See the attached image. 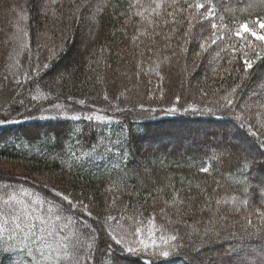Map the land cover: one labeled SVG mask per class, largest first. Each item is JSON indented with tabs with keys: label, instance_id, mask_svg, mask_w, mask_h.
Instances as JSON below:
<instances>
[{
	"label": "trees",
	"instance_id": "trees-1",
	"mask_svg": "<svg viewBox=\"0 0 264 264\" xmlns=\"http://www.w3.org/2000/svg\"><path fill=\"white\" fill-rule=\"evenodd\" d=\"M201 2L212 18L195 0H0V118L16 121L0 125V162L91 212L0 175V249H15L0 264H264V52L235 36L264 20V0ZM179 134L197 140L185 151ZM214 140L239 151L222 158ZM219 163L241 180L225 182ZM110 235L149 247L105 257L121 248Z\"/></svg>",
	"mask_w": 264,
	"mask_h": 264
},
{
	"label": "snow or ice",
	"instance_id": "snow-or-ice-1",
	"mask_svg": "<svg viewBox=\"0 0 264 264\" xmlns=\"http://www.w3.org/2000/svg\"><path fill=\"white\" fill-rule=\"evenodd\" d=\"M189 8L192 9H196V10H200V9H204V12L200 13L201 16H203L204 18H212L214 16V13L212 11V7L211 5H207L205 3H202L201 0H195V3L189 4L188 5ZM211 22V21H210ZM255 25H258L259 29L261 31H257V28L255 26L250 27L248 22H244L242 24H240L238 30L235 32V36L239 37L241 40L244 39V37L246 35L250 36V37H254L255 40L260 41L261 43L258 45V47L260 48L261 52H264V20H257L254 22ZM211 27L213 30H216L219 25L212 23ZM210 40L212 43H216V36H215V31L213 33V36L210 37ZM207 41L204 42V44H206ZM204 44H201V48L203 49ZM53 54H55V52L53 51ZM261 58V53H256V59H260ZM244 65L246 67V69H251L253 67V62L249 59H245L244 60ZM45 68L47 67V64L43 65ZM235 91V89H233V92ZM107 100V96L105 95L104 97ZM179 99V98H177ZM227 99V98H226ZM81 103H83V101H81ZM228 103L231 104V100H228ZM140 110L141 111H153V109H145L143 105H140ZM167 111L169 112H175L176 109L175 107L167 109ZM71 119L74 120H80L81 116L79 115H75L72 116ZM86 119H88L89 121L95 119L97 121H107V122H111V118L107 115H96L95 117L93 116H88L86 117ZM16 121L8 118L7 116H5L4 118H0V125H3L5 123H15ZM250 127V126H249ZM253 135H255V133H253ZM262 135H264V133H262ZM202 171L207 172L208 168L204 167L201 169ZM56 195L60 196L62 198V200L64 202H66L70 207H74L77 208L78 210L83 211L84 213H86L88 216H91V212L88 211V206L84 205L82 203V201H76L73 202L68 195H64L63 193H56ZM217 203H219V201H217ZM108 219H113L112 217H108ZM17 228L20 227V225L16 226ZM32 227H34V225H32L31 227L28 228V230L25 232V237L27 238L29 233L32 231ZM3 231V225H0V232ZM45 230L41 229V232L43 233ZM139 230H137L138 232ZM91 235L94 237L95 233H91ZM172 240H176V236H172L171 237ZM110 240L114 241L116 245H120V251L124 252L126 254L132 255V254H136L139 253L142 250H146L149 245L145 244L143 240H139L137 243L139 246H134L126 241H124L122 238H117V236L115 235H110ZM41 241L44 242L46 244V246L48 248H51V244H47L46 241H44L43 235L41 236ZM152 245H153V251L151 252V255L153 256H162V257H169V251L165 250L164 248H157V246L155 245V241H152ZM64 247L66 248L67 245H64ZM73 250L77 253H79L80 251V246L79 245H73ZM111 244H108V246L105 249V255H108L111 252ZM15 249H13L12 247H7V248H2L0 249V252H3L7 255H10L12 252H14ZM21 251H23V249H21ZM29 256L32 255V251L31 249L28 250L27 253ZM45 253L43 252V250H41V256H44ZM49 255H51V253H49ZM86 260H81L79 255L74 257L75 260V264H88V261L91 260V255L90 254H86ZM113 264H115V262L113 261ZM149 264H151V262H149Z\"/></svg>",
	"mask_w": 264,
	"mask_h": 264
},
{
	"label": "rangeland",
	"instance_id": "rangeland-1",
	"mask_svg": "<svg viewBox=\"0 0 264 264\" xmlns=\"http://www.w3.org/2000/svg\"><path fill=\"white\" fill-rule=\"evenodd\" d=\"M257 31H261L259 29V27H257ZM88 32H89V30H87V32L85 33L86 36L88 35ZM248 39L250 40L249 42H251V43L254 42V43H256V45H259L261 43L260 41L255 40L254 37L248 36ZM21 41H22V36L20 34V36H17V37L14 38L13 43L11 44V46L10 45L7 46V48L9 49V53H13L14 52V53L20 54L21 53V44H22ZM172 130H174V129H172ZM190 135L188 137H184V136H181V134H179V136L180 137H184L185 140L192 139L191 140L192 143H189V144L188 143H185V144H183L185 151H187L189 148H191V146L193 144V140H197V138H195L194 135L193 136H190ZM170 141H171V139H168L167 137L166 138L163 137L161 139V142L164 145L170 144L171 143ZM181 142H182V139H181ZM213 142H215V144H217L218 146H220L219 148L222 150V152H221L222 153L221 154V157L222 158L223 157H226V158L228 157L229 158V156H233V154L236 151H239V150H236V148H234V147H225V146H222V144L218 140L217 141L214 140ZM160 151L163 153L164 152V148L163 149L162 148L154 149L153 151L150 152V154L151 155H154L155 154L157 156V155L160 154L159 153ZM165 151L168 152V153L167 154H164V155H168L166 157L170 158L172 161H177V160H180L181 161V160H184L185 159L184 156L186 155V152H184L182 154H172V153H170L171 151L169 149H165ZM260 157H262V156H259L258 163H260V161H261ZM220 164L221 163H219V165H218V167H219V174L218 175H219L220 178H223V180H225V182H227V183H229L231 185H234V184H236L237 182H239L241 180L238 177V174L237 173L229 174L226 171L227 169H225V167H223ZM0 175L4 176L3 178H5V179H10V180L17 181V182H21V183H26L29 186H34V187H36L38 189H41L42 191H45V192L48 191V190H50L51 191L50 192L51 193V196H55V198H57L59 201H61L58 198L59 196L56 195V193H60V191L57 190V192H55V190L53 191L52 188L49 186V184H52L51 181H49L50 180L49 177L46 176V175H40L39 176L38 174H33L30 170H28V168H26V166L23 163H11V162L5 163V162H0ZM45 189H47V190H45ZM243 193H246V191H243ZM112 246L113 247H111V249H112L111 252H113V254L115 256L117 255V252L120 255H122V253H124V252L118 251L115 248L114 244ZM104 256L107 257V255H104ZM96 264H102V263H101V261H98V262H96Z\"/></svg>",
	"mask_w": 264,
	"mask_h": 264
},
{
	"label": "bare ground",
	"instance_id": "bare-ground-1",
	"mask_svg": "<svg viewBox=\"0 0 264 264\" xmlns=\"http://www.w3.org/2000/svg\"><path fill=\"white\" fill-rule=\"evenodd\" d=\"M184 126H186V124ZM159 133H161V131L157 132L155 135H159Z\"/></svg>",
	"mask_w": 264,
	"mask_h": 264
}]
</instances>
